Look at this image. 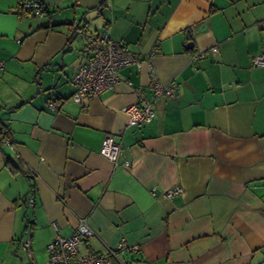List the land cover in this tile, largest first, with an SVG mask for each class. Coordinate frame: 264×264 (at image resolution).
<instances>
[{
  "label": "crops",
  "instance_id": "0c3cea01",
  "mask_svg": "<svg viewBox=\"0 0 264 264\" xmlns=\"http://www.w3.org/2000/svg\"><path fill=\"white\" fill-rule=\"evenodd\" d=\"M101 1L43 0L51 14L32 16L0 0V119L16 141L0 144V264H46L48 244L84 217L97 233L85 251L139 247L124 264H264V66L251 65L264 53V0ZM105 31L151 55L175 94L154 97L145 64L73 101L86 37ZM136 87L156 114L128 126ZM109 134L130 167L101 155Z\"/></svg>",
  "mask_w": 264,
  "mask_h": 264
},
{
  "label": "built area",
  "instance_id": "2783aa9c",
  "mask_svg": "<svg viewBox=\"0 0 264 264\" xmlns=\"http://www.w3.org/2000/svg\"><path fill=\"white\" fill-rule=\"evenodd\" d=\"M24 5L33 7L37 5L36 0H25ZM40 12V9H37ZM73 31H77L73 28ZM217 47H212L211 53L216 55ZM84 55L82 63L79 65L71 81L76 90L73 93V100L80 103L86 96H97L100 93L113 88L120 80V72L127 67H135L138 71L146 64L149 69L150 87L153 90L154 97L172 96L175 94L177 84L175 82L164 84L161 82L151 55L142 57L131 52L122 41L111 39L108 33L101 36H87L86 43L83 46ZM206 56L204 51L195 53L193 60H199ZM251 65L253 67L264 66V53L256 54L252 57ZM5 67V62L0 61V69ZM137 102L124 107V112L128 115V126H141L147 124L155 117L154 102L147 98L140 87L135 88ZM51 110L56 107L49 102ZM14 148L12 142L7 139L4 141ZM122 145L117 142L113 135H107L104 139L100 153L108 159L114 166L122 165L130 167L131 162L124 160L121 162ZM29 176H35L33 170L28 171ZM156 188L152 187L151 192L155 193ZM182 187L176 186L166 191L168 197H172L183 192ZM28 204L33 205L34 195L28 199ZM57 229V227H55ZM97 237L96 231L90 226L88 218L84 217L79 223L74 233L69 237L57 235L48 244V259L46 264H124L119 254L124 251L139 250L138 246L128 245L121 241L116 248H106L105 252L85 251L86 240ZM21 246L31 258V234H27L23 239ZM30 264H34L31 263Z\"/></svg>",
  "mask_w": 264,
  "mask_h": 264
},
{
  "label": "trees",
  "instance_id": "16d2710c",
  "mask_svg": "<svg viewBox=\"0 0 264 264\" xmlns=\"http://www.w3.org/2000/svg\"><path fill=\"white\" fill-rule=\"evenodd\" d=\"M24 1L25 0H20V5H21L22 9L25 11V13H27V14H30L32 16H40V15H44V14H51V11L44 5L43 0H36L37 1V5L36 6H33V7H27V6H25L24 5ZM105 3H106L105 0H102L101 1L100 5L98 7V10L99 11L103 10L106 7ZM37 9H40V12H38ZM71 28H72V31H73V28H76L77 29V32H80V28L76 24H72ZM104 33H107V32L105 31ZM104 33H102V34H100L98 36H101ZM98 36H95V37H98ZM75 90H76V88H75ZM86 97H88V96H86ZM72 99H73V95H72ZM49 102H51V103L54 104V106L56 107L55 111H57V109H58V102H60V101L58 99H51V101H49ZM48 105H49V103H48ZM7 139H9L12 142V145L15 146L16 141H15V138L13 136V132H12L11 126L8 123H6V122H4L3 120L0 119V144L1 145L8 146L6 143H4V141H6ZM10 147H12V146H10ZM13 150H12V152H13ZM12 162H13V160L10 158L9 161H8L9 164L8 163L7 164L10 165Z\"/></svg>",
  "mask_w": 264,
  "mask_h": 264
},
{
  "label": "water",
  "instance_id": "95a60500",
  "mask_svg": "<svg viewBox=\"0 0 264 264\" xmlns=\"http://www.w3.org/2000/svg\"><path fill=\"white\" fill-rule=\"evenodd\" d=\"M203 26H205V24H203Z\"/></svg>",
  "mask_w": 264,
  "mask_h": 264
},
{
  "label": "rangeland",
  "instance_id": "374dc122",
  "mask_svg": "<svg viewBox=\"0 0 264 264\" xmlns=\"http://www.w3.org/2000/svg\"><path fill=\"white\" fill-rule=\"evenodd\" d=\"M25 253V252H24ZM26 254V253H25ZM28 257V256H27Z\"/></svg>",
  "mask_w": 264,
  "mask_h": 264
},
{
  "label": "clouds",
  "instance_id": "9594fccd",
  "mask_svg": "<svg viewBox=\"0 0 264 264\" xmlns=\"http://www.w3.org/2000/svg\"><path fill=\"white\" fill-rule=\"evenodd\" d=\"M22 247V246H21Z\"/></svg>",
  "mask_w": 264,
  "mask_h": 264
}]
</instances>
